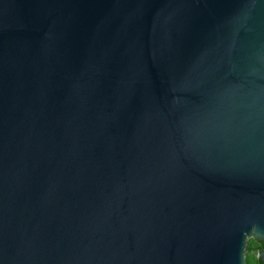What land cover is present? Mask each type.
Instances as JSON below:
<instances>
[{
    "label": "water",
    "instance_id": "water-1",
    "mask_svg": "<svg viewBox=\"0 0 264 264\" xmlns=\"http://www.w3.org/2000/svg\"><path fill=\"white\" fill-rule=\"evenodd\" d=\"M264 264V0H0V264Z\"/></svg>",
    "mask_w": 264,
    "mask_h": 264
},
{
    "label": "trees",
    "instance_id": "trees-1",
    "mask_svg": "<svg viewBox=\"0 0 264 264\" xmlns=\"http://www.w3.org/2000/svg\"><path fill=\"white\" fill-rule=\"evenodd\" d=\"M261 248L262 241L254 238H248L245 244V264H263L257 257V253L261 250Z\"/></svg>",
    "mask_w": 264,
    "mask_h": 264
},
{
    "label": "rangeland",
    "instance_id": "rangeland-1",
    "mask_svg": "<svg viewBox=\"0 0 264 264\" xmlns=\"http://www.w3.org/2000/svg\"><path fill=\"white\" fill-rule=\"evenodd\" d=\"M245 253V252H244Z\"/></svg>",
    "mask_w": 264,
    "mask_h": 264
}]
</instances>
